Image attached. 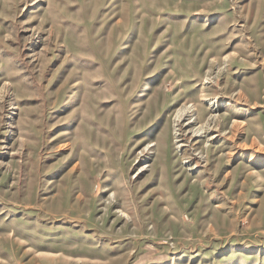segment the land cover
I'll return each mask as SVG.
<instances>
[{"label":"rangeland","instance_id":"1","mask_svg":"<svg viewBox=\"0 0 264 264\" xmlns=\"http://www.w3.org/2000/svg\"><path fill=\"white\" fill-rule=\"evenodd\" d=\"M0 264H264V0H0Z\"/></svg>","mask_w":264,"mask_h":264},{"label":"bare ground","instance_id":"2","mask_svg":"<svg viewBox=\"0 0 264 264\" xmlns=\"http://www.w3.org/2000/svg\"><path fill=\"white\" fill-rule=\"evenodd\" d=\"M240 122L238 119H233L231 125H230V129L228 130V136L231 137L233 140H234V137L238 136L241 131L239 130V126H240ZM244 128V127H243ZM197 130H203V127H199ZM229 156H231L233 154V151H230L228 152ZM253 158L251 155H250V159Z\"/></svg>","mask_w":264,"mask_h":264}]
</instances>
